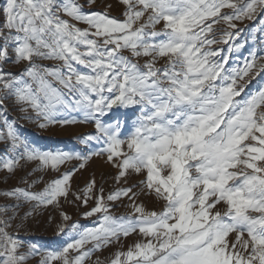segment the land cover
Instances as JSON below:
<instances>
[{"label": "snow or ice", "instance_id": "6c2138e0", "mask_svg": "<svg viewBox=\"0 0 264 264\" xmlns=\"http://www.w3.org/2000/svg\"><path fill=\"white\" fill-rule=\"evenodd\" d=\"M0 16V172L25 173L0 190V264H264V48L233 55L245 21L264 35V0H6ZM10 109L95 131L83 152L42 150ZM94 157L115 170L108 188L74 181ZM52 211L61 247L20 237Z\"/></svg>", "mask_w": 264, "mask_h": 264}, {"label": "rangeland", "instance_id": "374dc122", "mask_svg": "<svg viewBox=\"0 0 264 264\" xmlns=\"http://www.w3.org/2000/svg\"><path fill=\"white\" fill-rule=\"evenodd\" d=\"M6 0H0V9H3L5 7ZM118 9L113 12V15L118 14ZM3 17L0 16V22H2ZM254 24L255 28L261 27L260 24L252 21H245L243 25H240L241 28H244V31L241 33L240 40L246 41V46L244 49L240 50V53H233V55H247V50L255 46L257 49L264 48V43H262V40H264V35L261 34V32L254 30ZM81 27H84L83 25H80ZM220 47H227L221 45ZM140 63H143V59L139 61ZM232 63V61H229ZM46 66H54L57 62L55 61H42ZM15 71L16 69H12ZM255 83V82H253ZM251 87V85H250ZM133 109H126V110H120L119 113H114L121 115L122 119L127 121L125 124V130L129 127L131 122L135 119V116H133ZM124 113H127V115H124ZM19 113L16 111H12L10 109L8 113V118L10 120H17L18 121V130L19 133L22 135V137L26 138L29 143L35 145L37 148H40L42 150H51V149H63V150H69V149H76L81 152H83L85 149H87L89 146L85 145L83 143H80L77 140V137H79L82 134H88L95 131L94 126L92 124H74V125H66L64 127H61L60 125H51L47 128H40L38 124L32 123L27 120L19 119ZM65 115L69 116V118H76L80 119L81 114L79 112H68L65 113ZM136 115H139V113H136ZM111 116L105 117V120H110ZM4 145L0 144V154L3 153ZM32 166H29L28 169L25 171H30ZM114 169H112L110 166L104 164L103 159L99 157H94L91 161H89V164L86 168V170H82L81 173H78L77 176L74 178L75 183L82 184L83 181L92 173H95L96 179L98 183H105V180L101 179V174L103 173L105 178L107 179V182L105 183V187H110L114 182L108 178L110 177V174L114 173ZM25 173L24 171H17V173L13 176L11 174H8L6 172H0V190H7L14 186H17L19 184L20 177L23 176ZM21 187H27L26 185H19ZM43 185L39 184L36 188L32 189L33 191L42 189ZM146 205V210H160V206L151 201H143ZM0 203H12L10 200H4L0 199ZM30 206H25L23 209L20 210V214L23 215L24 212L28 210ZM64 210L69 214L73 216L74 220L79 219V223L81 225L85 226H92V221L95 219L89 218V219H83L81 214L86 211L84 208L76 209L71 205H65ZM51 211V209L49 210ZM125 212L124 208H120L118 211L114 210V213L116 215H120ZM52 216L55 217V221L51 224L47 222L48 212H43L42 215L36 216V217H29L27 220H25L24 224L25 227L22 228L19 232L20 237L25 242H36L45 248H48L49 250H56L59 247L63 245L66 238L58 235L56 231V222L59 220V216L55 211H52ZM19 223V220L16 222ZM139 237L133 234L132 236H129L125 241V250L127 246L134 241L138 240ZM115 251V247L107 249L103 256H107L110 253ZM103 256L101 258H103ZM95 259V257H93ZM31 264H35V261H32Z\"/></svg>", "mask_w": 264, "mask_h": 264}]
</instances>
